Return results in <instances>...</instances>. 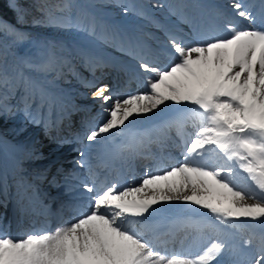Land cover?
I'll return each mask as SVG.
<instances>
[{"label":"snow or ice","instance_id":"obj_1","mask_svg":"<svg viewBox=\"0 0 264 264\" xmlns=\"http://www.w3.org/2000/svg\"><path fill=\"white\" fill-rule=\"evenodd\" d=\"M230 6L253 27L227 24L228 35L200 37L191 25L200 39L192 44L169 33L167 64L157 67L139 60L140 70L153 74L147 78L144 92L114 99L108 86H101L93 93L106 114L103 123L85 134L93 143L109 137L131 141L148 136L150 129L132 127L137 118L155 115L168 104L177 106L163 126L176 129L183 145L180 162L158 174L146 173L136 186L122 188L118 182L98 183L93 174L91 184L82 185L92 194L87 211L78 209L73 220L20 239L0 232V264H264V27L254 26L257 17L244 4ZM259 19L264 25V8ZM24 22L21 10L16 23ZM49 22L83 31L104 43L110 39L98 35L95 24L84 26L78 18ZM0 33L14 36L17 42L27 39V33L2 19ZM59 47L63 50L62 44ZM56 48L49 42L41 53L42 63L29 66L57 71L68 61ZM81 57L89 68L103 66L98 57L84 52ZM21 79L25 84L24 114L40 124L44 121L32 115L33 106L37 112L45 107L51 110V98L41 85ZM10 83L6 73L0 74V86ZM10 111L0 104V114ZM189 126L192 130L186 133ZM48 127L45 123V135ZM50 139L53 152L70 143ZM130 147L129 142L119 145L121 150ZM84 155L81 152L76 161L80 167L86 166ZM173 202L208 214L200 221L205 230L195 254L169 255L162 248L170 233L163 231L154 214ZM253 223L261 226L260 233L253 232L241 242V229L252 228Z\"/></svg>","mask_w":264,"mask_h":264},{"label":"bare ground","instance_id":"obj_2","mask_svg":"<svg viewBox=\"0 0 264 264\" xmlns=\"http://www.w3.org/2000/svg\"><path fill=\"white\" fill-rule=\"evenodd\" d=\"M250 1L251 0H183L181 1V5L184 9L188 10V12H185V14H187V20L190 24L189 28H191V25H195L201 37H206L213 34L228 35L229 33L225 28V25L227 24H233L240 29H248L253 27V25H251L249 21L235 15V10L230 6L233 2H240L247 6ZM262 1L263 0H253L254 5L249 9L252 12L253 16L257 17L256 23L254 25L256 28L264 27V25H262L259 21V14L261 12L257 11L256 7L257 4L263 3ZM194 2L198 7L197 15L190 14V12H192L191 5ZM160 4L161 8L168 5L171 7L170 9L168 8L169 10H172L174 8L172 6L171 0H160ZM125 18L130 19L131 14L126 13ZM144 26L147 27V24H144ZM148 27L150 28V30L146 31V36L144 38L140 37V39L138 40L140 43L145 44L146 51L148 50L155 56L159 55L161 58L164 54H167L168 51L169 46L167 41V34L171 33L175 35L173 33L174 30L164 29V27L160 26L157 21H153L150 25H148ZM179 36L182 37L181 35ZM184 40L188 44L194 43L187 38H184ZM43 42L48 45V41ZM108 43H110L114 47H118V49H126L124 47L125 44L122 45L119 42H113L110 40ZM24 48L25 51L21 54L23 62H26L28 60L27 63H29V65H39L42 63L43 59H41V57L43 56H39L38 58L35 53L37 51V48L35 46L25 45ZM94 56L97 57V55ZM104 57V59L99 58L103 62V66L96 67L94 69L88 68L90 69V71H92L94 80L91 79L93 83L91 81L88 82V84L84 82L89 89V91L86 93H83L81 91L76 92V87H73L72 85V79L66 77L68 74L66 76L59 74L61 70H57L55 72L42 71L41 74L39 73L38 78H36V76L31 73H25L22 75L19 74L20 79L21 77L28 78L31 81L41 85L49 94V96L53 98V102H57L59 100V103L54 104L55 107L52 110L48 109V112H46L48 107L44 109L46 113L53 112V118L55 117L54 121L49 124L48 135H45L46 121L38 124L39 130L34 134L32 133V129L36 128L35 124L32 123L31 120L27 117L26 120L28 122L26 126H29L24 129L25 135L23 136L21 141H19V144L21 143L20 148H27L26 145L22 144V141L32 134V137L29 138L30 140L27 143V146H34L39 149L45 148V151L41 149L43 151L42 153L50 155L54 153L52 151L54 145L52 144L50 137H54L56 140H63L65 139V137H63V131L68 130V133H72L78 138H84L85 133L89 132L90 129L94 127V124L91 123V121H89V124H86L84 126V121L87 119L89 114L87 113L86 108L83 109L81 106H74V103H72L71 101H67L68 103H65V101L68 100L65 95H69L70 97L73 94L74 96L81 95L84 100H86L85 98L92 95L91 97L93 98V103H102L94 97L93 93L96 90V87L102 86V83L104 81L108 82L109 79H111L112 81L110 83H104V85L107 84L110 94L114 99H123L126 97V95L120 96L121 92L119 90L126 92L127 90H131L132 92L128 93L132 95L135 94L136 91H142V89H145L141 84L142 78L138 77L136 72L127 71L125 70V68L120 67L116 62L117 59L115 58V56H111V61L114 66L111 64L106 55H104ZM141 57L150 58L149 54H142ZM151 58L154 59L153 57ZM76 60L77 62L82 61V63L85 65L81 56L76 58ZM59 68L71 70L72 67L69 63H67L66 65H61ZM22 69L23 72H25L24 67ZM35 69L38 70V68L36 67ZM111 70H115V75L113 77H109L108 74L111 73ZM4 73L2 72V74ZM6 74L9 80L13 81L11 84H9L8 89L13 91H10V93L7 94H2L1 98L3 99L4 96L7 97V99H3L4 102H7L8 100H10V98H15L16 100H18L19 97H22L24 94V81L23 79H21L20 81H16L10 73L7 72ZM30 75L34 79L31 78ZM58 78L59 82L57 81ZM137 81L138 83H136ZM92 85H95V87H93ZM55 95H57V98H54ZM89 103L91 102H88L86 100V104L89 105ZM18 107L19 110L24 113V104L21 103L18 105ZM33 108H35V105L33 106ZM157 112L155 115L149 114L147 117L137 118L132 126L133 128L140 130L150 129L151 132L148 136H138L131 141H129L127 137H109L106 139L102 138L97 143H88L90 144L89 146L95 148L93 152L90 150V152L87 154L90 160H94L95 163L102 164L100 163V160H102L104 157L106 159L104 167L106 169L111 167L109 168V172H111L114 165L119 168V166L126 164V158L132 157V168L135 170V177L131 180V186L138 185L146 173L158 174L166 169H169L170 167L176 166L182 158V142L177 136L175 128H167L163 126L165 119L164 116L162 117L161 113V115L155 117L159 114ZM32 115L35 116L34 114ZM37 119L40 118L38 117ZM149 122L152 123L148 124ZM191 130L192 129L189 126L186 129V133L191 132ZM78 133H80L81 136H78ZM1 134L2 133H0V140L3 139ZM185 138H187V136ZM82 141H80V144L77 145L76 150L79 151L80 149H82L83 145H85V143H81ZM11 142L12 141H9V146L15 144V141H13L12 143ZM121 142H129L131 144V147L121 150L119 148ZM109 143L111 144L109 145ZM1 145L2 144L0 143V213L2 210H4L3 208L7 207L8 202H10V212L6 213V217L8 215V219L10 220L11 218V221H8L12 222L13 224V226H4V228H6L4 229V234L12 237L13 239H20L25 237L27 234H32L33 232L44 229V227H47L49 225H46L44 223L41 225L37 224H40L42 220H47V217L44 215L46 212L49 213V215H55L56 217L64 218L61 222L56 223L58 224L57 227L73 220L74 217L71 219L69 218L74 216L70 211L74 209L75 206H77V204L74 203V200H76V198L73 197L72 199H69L70 201L68 203H61L60 200L65 195V193L63 192L64 190H67V193L69 192V190L74 193L79 192L78 194L79 196H81V200L86 201L87 205L88 197L92 194L87 193L82 186L81 188L76 187V189H72L71 185L76 184L77 182L70 180L63 181L64 177L61 175L63 174L65 176L66 173L68 174L71 171V168L68 164L75 163L77 161V158L71 161H66L64 163V166L62 165V162L60 164H56L58 158L61 157V155H64V152L60 148L62 152L59 151L53 157L48 159H45L46 156L42 158L43 160L40 161L37 165L43 168L40 172H38L41 173V176H35L38 175V173H34L33 171L29 170L30 168H28L27 171L19 170V166L23 163L20 162L18 164L16 162L18 153H16L12 147L4 148ZM155 148H159L160 155L163 153L164 163L163 165H161V167H159L160 165L154 166V163L152 161L154 156L152 150ZM176 148L179 149V151H176ZM64 150L66 151L67 149ZM76 153L77 156H80L79 152ZM169 154H172V156ZM174 154H178L180 159L178 160L177 156H174ZM157 155L158 154H156V156ZM156 159H158V157ZM110 160L114 161L113 164L108 162ZM145 164L150 165V171H143V165ZM57 169H60V171L57 172ZM95 174L99 179V174L97 171H95ZM81 175L84 176L83 173ZM53 176L56 177L55 182L52 181ZM60 183H62V185H59ZM80 193H82V195H80ZM173 203L174 204L164 205L163 208H161L154 214V218L157 219L162 225L163 231L170 233V235L168 236V238L170 239H166V243L162 245V248H167L169 255L172 252H179L185 255L189 252H193L192 254H195L199 246V237L202 231L205 230L204 225L201 224L200 221L207 219L208 214L206 210L203 209L193 208L191 206L183 205L180 203ZM67 213L71 214L68 215ZM32 224H35L36 227L31 226ZM57 227L53 226L51 230H54ZM137 227L139 226L137 225ZM31 229H33L34 231H32ZM260 231L261 226L259 224L253 223L252 228L244 227L241 229L238 239L242 242L245 239H249L253 232L259 234ZM178 236L179 238H177ZM254 243H256V241H254ZM182 249H186L187 251L183 252Z\"/></svg>","mask_w":264,"mask_h":264},{"label":"rangeland","instance_id":"obj_3","mask_svg":"<svg viewBox=\"0 0 264 264\" xmlns=\"http://www.w3.org/2000/svg\"><path fill=\"white\" fill-rule=\"evenodd\" d=\"M171 1H172V6L175 8L174 9L172 7L173 8L172 10H169L171 8L169 5L161 8L160 0H56V2L53 4L52 3L46 4L47 11L41 12L39 10H36L34 16H29L27 18L26 20L28 21L27 26L23 25L24 23H22L21 25H16L7 21L15 25L17 29L27 33V39H25L23 42H17L14 36L0 33V48L4 51V52L3 51L0 52V74H2V72L3 73L8 72L14 77L16 81H20L21 80L20 75L25 73L26 74L31 73L34 76H36V78H38V75L39 73L41 74L42 70L39 69L37 70L35 69V67H30L29 63H27L28 60L26 62H23L21 58V54L25 51L24 48L25 45H31L37 48V51L35 53L38 56V58L39 56L41 57L42 56L41 53L45 49V46H47L42 41L41 36L44 37L49 36L50 38L56 37L60 40L59 42L55 43L57 45L55 51H57L58 55H61L64 58H66V60L68 61V63L71 65L72 68L71 70L58 68V71L61 70L59 74L63 76H66L68 74L66 77L72 79V85L73 87H76V92L77 91H81L83 93L88 92L89 89L85 85V83L90 81L93 83L92 80H94L92 76V71L88 69L89 67L88 66L86 67V65H84L82 61L77 62L76 60V58L81 56V52H84L93 56L97 55V57L100 59H104L105 54L108 55L109 58H110V54L114 55L117 59H119V62L125 68L133 72H137L136 74L138 75V77H140L139 76L140 74L144 78L145 89L144 90L142 89V91H136L135 94L142 93L146 90L147 78L149 76H152L153 74L142 72L139 68V59L136 58V56L132 53L135 52L142 53L144 50L146 51L145 44L140 43L138 39H140V37L144 38L146 36L145 35L147 34L146 31L150 30L148 25H150L153 21H157L160 24V26L164 27V29L174 30L175 32L173 31V33L175 35H181L183 38L190 39L194 43L200 42V39L197 37V34L192 32V29L189 28L190 24L183 23L184 20H187V14H185V12L186 13L188 12V10L184 9L181 5V1L183 0H171ZM7 4L12 6L13 8L17 7L16 0H7ZM195 4L196 3L194 2L191 5V9H192V12H190L191 15H197L198 7ZM41 7L42 5L39 7V9L43 10V8ZM126 13L131 14L130 19L125 18ZM180 15L183 17V19ZM77 18L84 26L95 24L97 34L108 36L110 38L109 39L110 41L113 42L116 41L122 45L125 44L127 46L126 47L124 45L126 49H123V51L118 50V47H114L110 43H104L98 41L93 37H89L83 31L77 30L75 28H70V29L60 28L55 26V24L49 22L51 20L61 21L67 19H72L73 21H75ZM34 21H38V23H34ZM144 24H147V27H145ZM184 34H188V35H184ZM61 44L63 45V50H61L59 47V45ZM146 52L149 53L148 50ZM4 53L6 54V56ZM129 53H131V55ZM149 54L150 57H153L157 61L158 65L152 62L150 63L144 61L146 63L153 64L157 67H163L165 64L169 62L168 55H163V59L165 60L161 61L152 53ZM41 59H43V57H41ZM120 63L119 66H121ZM23 67L25 72H23L22 69ZM108 74L109 77L113 76L112 72ZM31 78L33 77L31 76ZM10 81L11 83L13 82L12 80ZM57 81L59 82V78ZM104 83H106V81L102 83L103 84L102 86H107V84L104 85ZM10 91L12 92L13 90L8 89V87L0 86V104L6 105L8 108L11 109V111L8 113L0 114V133H2L1 135L3 138L2 140H0V143L2 144L1 145L2 147L4 148L12 147L13 150H15L16 153H18V156L16 157V162L23 163L22 165L19 166L20 167L19 170L27 171L28 168H30L29 170L33 172H39L42 170V168L37 165L40 161L43 160L42 158L45 156H46L45 159L51 158L57 152L61 151V149L64 152V155H61V157L58 158L56 164H60L61 162L64 164L66 161H71L76 158L78 160L79 156H77L76 152H79V154L81 152H84L86 155L92 149V147L89 146L90 144H88L90 142L85 140V138L83 137L78 138L71 133H66L63 136L65 137V139L63 140L70 141V143L64 144V146L60 150L50 155L42 153L43 152L42 150L45 151V148H41L42 149L41 150L34 146L33 147L27 146V143L30 140L29 138L32 137L31 136L32 134L22 141V144L26 145L27 148L25 147L20 148L21 143L19 144V141H21V139L25 135L24 129L27 128V126L29 125L26 126L28 122L26 120L27 116L24 115V113L21 112L18 107L19 104L21 103L23 104L22 97H19L18 100H16L15 98H10V100H8L7 102H4V100L1 98L2 94L10 93ZM119 91L121 92V90ZM124 95L128 96L130 94L129 93L123 94L122 96ZM91 96L85 98L88 102H91L89 103V105H87L86 100H84L81 97V95L74 96L73 94L71 97L69 95L68 96L65 95V97L68 99V100L65 99L66 100L65 103H68L67 101H71L75 105L81 106L83 109L86 108L87 113H89L90 115L88 114L89 119H86L85 123L91 121V123L94 124V127H92L90 131L95 130L106 119V114L102 111L103 104L93 103L92 102L93 98ZM51 100H53V98ZM54 104L55 102H53L51 110L55 107ZM176 107L177 106L175 105L168 104L167 107H164L162 111L158 110L157 113L159 114L156 115L155 117H158L161 114L162 117L164 115L170 116L174 113ZM48 109L49 108H47L46 112H48ZM43 112L44 114H39L40 112L38 113L34 109L32 114H34L36 117L39 116L45 118L46 112L44 111V109ZM50 113L52 114L53 112L46 113L49 114L48 115L49 118H51ZM35 127L38 129L36 128L32 129V133L34 134L39 130L38 124H35ZM79 139L83 140L82 143H85V145H83L82 147L83 150L79 148L80 150L78 151L76 150V148L78 145L77 140ZM9 141L12 142L15 141V144L9 146L8 144ZM64 149L67 150L65 151ZM73 152H75V155ZM70 167L76 169L78 165L75 163V164H71ZM64 180H71V178L66 177ZM0 232L4 233L3 230H0Z\"/></svg>","mask_w":264,"mask_h":264},{"label":"trees","instance_id":"obj_4","mask_svg":"<svg viewBox=\"0 0 264 264\" xmlns=\"http://www.w3.org/2000/svg\"><path fill=\"white\" fill-rule=\"evenodd\" d=\"M55 2H56V0H16V6L19 5V7L13 8L9 4H7V0H0V19L7 20V21H9L13 24H16V25H21L22 23H16V17H17V14L21 10H23L24 20H25L23 25L27 26L28 21H26V20L29 16H34L36 10H39L41 12L47 11L46 10V4H51V3L53 4ZM41 5H42L41 8H43V10L39 9V7ZM47 38H49V39H47ZM41 39H42V41H46V42L48 41V43L49 42L57 43L60 41L56 38H50L49 36H46V37L41 36ZM2 51L3 50L1 49L0 52H2ZM5 56H6V54H5Z\"/></svg>","mask_w":264,"mask_h":264}]
</instances>
